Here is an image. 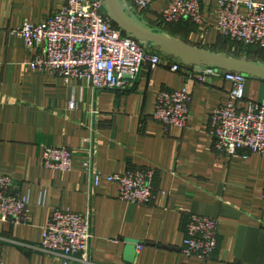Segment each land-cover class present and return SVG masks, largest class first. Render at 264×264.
<instances>
[{
    "label": "crops",
    "instance_id": "crops-1",
    "mask_svg": "<svg viewBox=\"0 0 264 264\" xmlns=\"http://www.w3.org/2000/svg\"><path fill=\"white\" fill-rule=\"evenodd\" d=\"M168 1L153 0L145 11L131 7L191 45L236 56L233 42L214 26L217 0H201L199 26L188 19L162 23ZM62 5L63 0H0V174L27 196L30 212L26 225L0 221L3 264H62L61 256L40 247L54 209L91 215L88 264H264V156L217 151L209 132L210 113L227 100L230 83L215 74L199 81L201 72L168 56L182 65L179 72L169 65L146 68L126 89H94L33 70L11 30L23 22L41 23ZM244 84L241 106L264 103V80L248 77ZM184 87L191 92L186 125L164 131L152 118L156 96ZM45 145L73 149L72 170L45 168ZM89 153L93 170L102 175L97 185L82 167ZM130 168L155 170L151 203L120 200L118 185L105 179ZM190 213L218 220V245L209 261L181 252ZM127 239L141 245L131 263L125 259Z\"/></svg>",
    "mask_w": 264,
    "mask_h": 264
},
{
    "label": "built area",
    "instance_id": "built-area-1",
    "mask_svg": "<svg viewBox=\"0 0 264 264\" xmlns=\"http://www.w3.org/2000/svg\"><path fill=\"white\" fill-rule=\"evenodd\" d=\"M139 11L148 10L153 0H125ZM164 24L188 19L195 26L204 20L201 0H169L160 12ZM214 26L231 42L245 51H264V3L254 0H217ZM29 53L26 65L58 76L67 82L77 79L94 89H126L133 86L142 70L169 65L179 72V62L170 63L163 54L152 52L125 34L105 14L102 0H63V5L41 23L23 22L11 30ZM206 74L221 76L230 83L228 98L213 108L209 132L217 151L229 156L258 154L264 156V103L246 101L245 76L238 72L207 69ZM191 92L184 87L163 90L156 96L152 118L164 131L171 126L184 127L190 115ZM70 106H73L70 103ZM86 140H88L86 138ZM45 168L70 171L74 150L68 146L45 145L41 155ZM91 185L102 175L93 170L90 153L82 161ZM155 170L126 169L108 174L105 179L118 185V198L136 205L151 203L155 198ZM264 199V187L262 190ZM42 197L39 202L41 203ZM0 221L26 225L30 221L28 198L7 175L0 174ZM92 220L89 213L54 209L42 230V251L62 257V264L76 259L90 262ZM218 245V220L190 213L185 222L181 252L209 261ZM138 249L141 245L136 246ZM0 264H3L0 258Z\"/></svg>",
    "mask_w": 264,
    "mask_h": 264
},
{
    "label": "water",
    "instance_id": "water-1",
    "mask_svg": "<svg viewBox=\"0 0 264 264\" xmlns=\"http://www.w3.org/2000/svg\"><path fill=\"white\" fill-rule=\"evenodd\" d=\"M102 7L106 16L128 36L145 48H157L160 53L178 60L182 65L192 66L198 71L219 69L238 72L245 78L264 80V61L191 45L162 30L158 23L152 25L145 21L125 0H102ZM126 243L125 259L131 263L140 242L127 239Z\"/></svg>",
    "mask_w": 264,
    "mask_h": 264
},
{
    "label": "rangeland",
    "instance_id": "rangeland-1",
    "mask_svg": "<svg viewBox=\"0 0 264 264\" xmlns=\"http://www.w3.org/2000/svg\"><path fill=\"white\" fill-rule=\"evenodd\" d=\"M233 45H234V47H236V51H237V54H236V56H239V55H241V56H247V53H246V51H245V49L243 48L242 49V47H240V45H238V44H235V43H233ZM151 49V51L152 52H159L156 48H154V47H152V48H150ZM250 52L252 53V54H254V58L255 59H260V60H264V51H261V52H257L256 50H254V49H252V50H250Z\"/></svg>",
    "mask_w": 264,
    "mask_h": 264
},
{
    "label": "trees",
    "instance_id": "trees-1",
    "mask_svg": "<svg viewBox=\"0 0 264 264\" xmlns=\"http://www.w3.org/2000/svg\"><path fill=\"white\" fill-rule=\"evenodd\" d=\"M115 24V23H114ZM116 25V24H115ZM125 33V32H124ZM126 34V33H125ZM250 50L251 49H248L247 51H246V53H247V58H250V59H254V60H260V59H255L254 57V54H252L251 52H250ZM254 50H256L257 52H261L260 50H258V49H254ZM260 61H264V60H260Z\"/></svg>",
    "mask_w": 264,
    "mask_h": 264
}]
</instances>
